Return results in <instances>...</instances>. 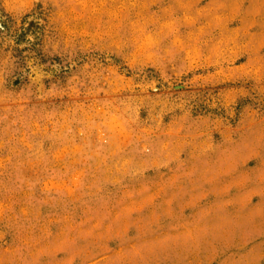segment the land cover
Here are the masks:
<instances>
[{
	"label": "rangeland",
	"instance_id": "rangeland-1",
	"mask_svg": "<svg viewBox=\"0 0 264 264\" xmlns=\"http://www.w3.org/2000/svg\"><path fill=\"white\" fill-rule=\"evenodd\" d=\"M0 264H264V0H0Z\"/></svg>",
	"mask_w": 264,
	"mask_h": 264
}]
</instances>
